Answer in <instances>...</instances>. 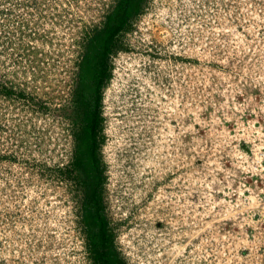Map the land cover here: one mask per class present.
I'll use <instances>...</instances> for the list:
<instances>
[{
  "label": "rangeland",
  "instance_id": "1",
  "mask_svg": "<svg viewBox=\"0 0 264 264\" xmlns=\"http://www.w3.org/2000/svg\"><path fill=\"white\" fill-rule=\"evenodd\" d=\"M118 1L0 0V264H99L95 196L119 264H264V0H132L94 159Z\"/></svg>",
  "mask_w": 264,
  "mask_h": 264
},
{
  "label": "trees",
  "instance_id": "2",
  "mask_svg": "<svg viewBox=\"0 0 264 264\" xmlns=\"http://www.w3.org/2000/svg\"><path fill=\"white\" fill-rule=\"evenodd\" d=\"M137 2L134 3V5ZM136 10L133 8L132 0H119L113 10L107 15L104 22V26L94 32L90 40L87 42V54H85V60L88 65L85 68V72L82 76L87 74L91 69L92 79L97 84L95 85V101L94 108L88 114V120L86 123V130L88 132V139L92 148V157L96 158L97 148V134L100 123L99 106H100V86L105 75L107 76L108 58L110 54L115 52V44L118 40L121 31L127 27L128 21L132 13ZM8 92V91H7ZM97 166V163L94 162ZM97 193V188L94 189ZM94 193V195H95ZM91 211H86L94 215L96 221V228L91 229L88 233V245L92 252L94 261L99 264H119V261L112 256L110 249L111 234L107 228V220L102 213L101 204L99 198L95 196L92 202Z\"/></svg>",
  "mask_w": 264,
  "mask_h": 264
}]
</instances>
